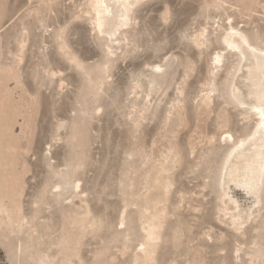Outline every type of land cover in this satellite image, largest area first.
I'll return each mask as SVG.
<instances>
[{
	"label": "rangeland",
	"instance_id": "374dc122",
	"mask_svg": "<svg viewBox=\"0 0 264 264\" xmlns=\"http://www.w3.org/2000/svg\"><path fill=\"white\" fill-rule=\"evenodd\" d=\"M106 1L103 34L74 66L94 0H0V264H264L263 181L256 195L226 186L240 225L218 188L225 152L255 123L229 92L239 56L221 37L231 20L264 49V0H181L186 35L165 34L167 59L141 36L151 13L123 26Z\"/></svg>",
	"mask_w": 264,
	"mask_h": 264
},
{
	"label": "bare ground",
	"instance_id": "6f19581e",
	"mask_svg": "<svg viewBox=\"0 0 264 264\" xmlns=\"http://www.w3.org/2000/svg\"><path fill=\"white\" fill-rule=\"evenodd\" d=\"M135 4L136 0H119L116 14L122 13L119 18L121 25L127 26L130 23L136 9ZM90 13L93 25L96 26L95 29L101 31L103 16L110 14L107 1L94 0L90 7ZM221 39L225 48L237 51L239 56L229 92L239 104L247 105L255 116V123L251 130L235 141L225 152L218 172V188L223 212L231 215L233 224L240 225V217L232 215L236 211L237 205L228 198L225 189L228 184L233 183L251 190L256 195L261 186L262 173H264V122L259 119L258 108L260 106L259 97L264 91V57L260 55L264 49L253 46L244 35L229 25L224 30ZM216 57L217 55L212 57V63ZM236 78H239L237 82L240 79L242 81L236 83ZM221 138L223 139L222 135ZM56 188L58 187L55 186ZM254 204L259 205L260 201L256 200ZM250 215L251 213L247 214V219ZM147 239H156L152 227L149 229Z\"/></svg>",
	"mask_w": 264,
	"mask_h": 264
},
{
	"label": "snow or ice",
	"instance_id": "6c2138e0",
	"mask_svg": "<svg viewBox=\"0 0 264 264\" xmlns=\"http://www.w3.org/2000/svg\"><path fill=\"white\" fill-rule=\"evenodd\" d=\"M181 0H136V4L134 7H136L139 10H143L145 13H151L152 17L154 19V23L149 25H144L143 29L141 31V36L147 37L152 41L151 48H153L155 51L163 52L164 55L162 58L167 59L168 54L171 52V49L174 47V45L171 43V41L166 38L165 34H171L174 31H180L182 35H186L182 31V23L180 21L179 17V11L178 8L180 6ZM228 25H232V21H228ZM95 25L93 28V32L91 34V38L85 34L83 35V39L81 42V47L84 49L83 51L79 52H69L67 55V59L74 65V66H82V61L90 59L91 51H90V45L94 44L96 42V33H95ZM139 27V25H138ZM72 30V21H67L64 24V27L60 30V38H61V51L65 52L66 50L63 47V40L66 38V34H70ZM103 34V31H101V35ZM130 47H135L134 45H130ZM142 48H138L137 51H142ZM217 52V57L213 60V63L210 67V72L212 75L216 74V67L215 65L218 63L219 56L221 54L219 49L215 50ZM211 56V52L209 53ZM225 61H227L228 56L225 53ZM260 55L264 57V52H261ZM153 64H156L155 61H153ZM225 68L231 72H235V65H227ZM225 69H221L220 71H224ZM156 72H161L162 68L156 64L155 67ZM55 75L56 73L53 72V80L55 82ZM64 85L61 84V89H63ZM260 106L258 108V114L259 119L261 122H264V91H262L260 97ZM97 115H99V111L97 112ZM251 115V114H250ZM243 120V117H241ZM223 138L225 140L231 139V136L224 135ZM49 149L54 147L55 143V137H53L52 142H47ZM41 152L43 153V149H41ZM45 156H47V153H43ZM262 181H264V173H262ZM74 187L76 189V192L79 193L81 189V185L79 183H75ZM57 192H59V189H56ZM262 191H264V184H262ZM252 193L249 192V195ZM120 227L123 228L124 224L121 223ZM238 238V237H237ZM239 255V253H237Z\"/></svg>",
	"mask_w": 264,
	"mask_h": 264
}]
</instances>
